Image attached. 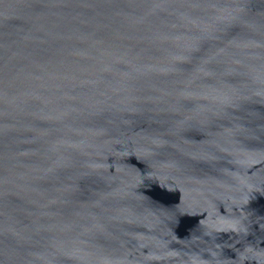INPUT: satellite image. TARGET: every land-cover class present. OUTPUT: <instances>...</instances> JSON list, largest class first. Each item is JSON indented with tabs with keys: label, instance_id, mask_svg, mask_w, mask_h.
Listing matches in <instances>:
<instances>
[{
	"label": "water",
	"instance_id": "95a60500",
	"mask_svg": "<svg viewBox=\"0 0 264 264\" xmlns=\"http://www.w3.org/2000/svg\"><path fill=\"white\" fill-rule=\"evenodd\" d=\"M0 264H264V0H0Z\"/></svg>",
	"mask_w": 264,
	"mask_h": 264
}]
</instances>
